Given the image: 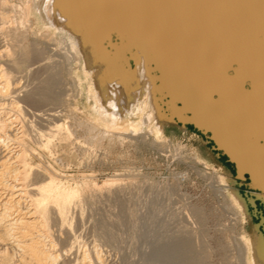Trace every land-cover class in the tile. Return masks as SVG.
<instances>
[{
    "label": "rangeland",
    "instance_id": "1",
    "mask_svg": "<svg viewBox=\"0 0 264 264\" xmlns=\"http://www.w3.org/2000/svg\"><path fill=\"white\" fill-rule=\"evenodd\" d=\"M2 1L0 11L8 17L3 20L0 15L5 31L0 28V66L11 73L13 86L11 95H0V107L12 98L41 91L47 78H54L51 90L57 100H42L36 107L26 98L19 100L24 107V117L21 114L19 119L30 135L24 134L22 142L33 165L54 168L73 185L85 183L80 185V202L69 208V222L62 224L50 212L56 218L50 214L49 238L63 258L58 263L247 264L241 239L257 234L264 246V72L243 34L231 36L230 50L223 55L224 47L213 35L200 0L189 1V6L181 0H164L161 14V2L153 6L152 0H142L149 40L145 52L156 56L162 108L157 120L163 134L146 128L140 118H128L125 130L114 129L100 140L89 136L94 132L90 134L87 126L101 116L99 130L112 128L113 103H106L113 100L115 79L108 88L102 79L113 63L126 61L127 48L138 42L130 28L132 0H68L70 7H83L91 24L79 51L69 49L68 39H59L64 33L55 32L53 19L46 31L38 22L46 19L28 18L21 23L23 0ZM154 33L163 34L161 41H153ZM15 90L18 97H11L17 96ZM54 121L68 124L72 136L53 137L49 152L41 147L44 138L39 130L47 131ZM9 143L12 150L20 147L17 141ZM0 149L5 152L3 146ZM35 172L29 183L40 179ZM11 173L3 177L4 182L21 181ZM4 187L0 186V197L5 200L9 194ZM229 190L240 195L246 216L230 204ZM15 209L11 216L27 210ZM1 233L0 252L6 248L19 262L21 250L12 237L3 238ZM21 264L33 263L22 260Z\"/></svg>",
    "mask_w": 264,
    "mask_h": 264
},
{
    "label": "bare ground",
    "instance_id": "2",
    "mask_svg": "<svg viewBox=\"0 0 264 264\" xmlns=\"http://www.w3.org/2000/svg\"><path fill=\"white\" fill-rule=\"evenodd\" d=\"M67 1L68 0H23L21 11H20L21 13H19L20 15L19 20L21 23H23V21L28 20V18H33V19L36 18L37 21L41 19H46L45 23H43L44 20L38 21L39 23L42 22L40 26H42L44 30L46 31L50 27L48 25L49 19H53L52 21L55 23L54 25L55 27H53L55 28L54 29L55 32L64 33V36L63 35L60 36L59 39L62 38L63 41L64 39L66 40L68 39L67 42H69V45H70L69 49L73 51L74 50L79 51L80 42L91 31L90 30L91 24L87 22L84 9L83 7L80 6V4L70 7ZM181 1L183 5L188 4L189 6V1L191 0H181ZM2 2L6 3L4 0ZM200 2L202 3L203 8L205 9V12L207 14V17L210 20L211 31L214 32L213 35L219 40L220 44L224 47V51H221L222 54L225 55L224 53H226V50L228 51L230 50L229 40L235 32H239L243 34L245 40L250 43L253 49V56L255 57L257 63L260 65L262 72H264V0H200ZM132 3H133L134 14L131 18L130 28H131L133 36L137 37L136 39L138 42L137 43L132 42L133 47L127 48L129 49L130 54H129V57L127 56L128 58L125 56L126 61L122 64L113 63L110 66L109 71L106 73L105 78L102 79L103 81H106L103 83L104 85H107L106 86L107 88H108V84L109 86L111 84L109 83L110 80L115 79V82L113 81L114 85L113 86L111 85L114 91L111 90L113 93L109 91L112 93V96L110 95L111 96L110 98H112L113 100L111 101V99H109L111 102L106 103L110 105L111 103H113L112 105L113 108H110L111 112H113L111 115L113 119V125L111 128L112 130L107 129V128L104 130H99L101 128V125H99L101 123V120H100L101 116L95 117V119L93 120L94 122H91L88 126L86 125L88 132H90V134L94 132V134L92 133L89 136L90 137L95 136L94 138L96 139L100 136V138H98L100 140H102L101 138H104L106 135L111 133V131H113L114 129L120 130V131L122 129L125 130V128H127L128 118H134V119L140 118L146 128L150 127V129L152 131H155V133L158 136H161L163 134L162 127L159 121L157 120V116L161 113L162 108L160 106V101H159V97L157 93V90H158L157 75L154 70L156 56L154 53H152L151 56L149 57L147 56L145 52V48L147 46V43H149V40H148V36L145 31L146 30L145 28L147 26V19L145 17V13L142 7V0H132ZM0 15L3 20H5L8 17L2 11H0ZM0 28L2 32L3 27H0ZM18 30L20 29L18 28ZM6 39H8V37ZM85 43L82 44L84 45L83 46L84 48H85ZM74 55H76L75 52H74ZM108 57L109 59H113V57L110 55ZM13 61H15V59H13ZM19 61L20 60H18V62ZM10 74L11 73L8 71V69L0 66V95L2 96L6 94L11 95V93H9L11 90L9 91V89L11 88V86H13L12 85L13 80H11L12 75ZM101 76L102 75H100V77ZM49 78H47L45 87L43 86L44 88L41 85L42 87L41 91H33V92L31 91L32 93L29 91L30 93L29 92H28L29 94L26 93L27 94L26 97H22L18 99L9 98L10 101L6 104L2 103L3 106L1 105L2 107H0V132H1L0 147L3 146L4 148L3 150L5 151L3 153L2 151H0V186H5L4 188H7L8 190L7 194H9L8 197L5 198V200L4 198L0 197L1 198L0 199V231L2 232L1 234L3 238L4 236L10 237V238L12 237V239L16 242L15 244L21 250V253L19 252L18 258L16 257L17 259L20 260L17 263H15L14 261L15 259L12 260L14 258L13 257L14 255L12 256L11 254H9L6 248L1 250L0 261H2L3 264H9V263L10 264L12 263L21 264L22 260H27L28 262H31L33 264L34 263L36 264H59L60 262L58 263V261H60V259L62 258L61 250L59 249L60 252L59 250H57L56 248L57 244L51 238H49L50 232L48 233V226H49L48 223H49V220L52 218V217L50 218V214L52 213L51 210L54 211V214L56 213V216L58 215L59 220L62 222V224L65 221L69 222L68 221L69 220L68 211L70 210L69 208L71 207V205L78 203L79 198L82 196L81 186H82V183L84 182H81L80 184L81 186L78 185L79 183L77 184L76 182L73 185L67 180H62L61 176L63 174L58 175V173H56L57 171L54 170V168L53 169L49 168V166L45 167L46 165L42 166L40 165V163L33 165L32 162L28 160V157H29L28 156L29 150L27 149L28 147L26 148V145H24L23 143L24 138L23 139L21 138V137H24L27 127H25V123H23L24 120L22 118H21L22 121L19 119L21 114L24 112L23 110L24 107L22 108L23 105L19 103V100L22 99L25 102V98H26V100L29 101L28 103L32 104V107H36V105L39 102L41 103L42 100L47 101L48 99H50L51 102L55 99L57 100L58 95L56 96L55 94L52 93L53 92L52 90L54 88L51 90V85L54 82L53 80L54 78H50V79ZM37 79L39 78L37 77ZM37 79H36V82L38 81ZM33 80H30V81H33ZM30 84L31 83H29L28 85ZM102 89L104 88L102 87ZM104 91H106V89ZM18 92H16V94ZM24 92H26V90ZM18 95L19 94H17V96L12 95L11 97H18ZM24 96H25V93H24ZM106 98H108V96ZM52 107H55V106H52ZM16 122H19L20 124L17 125ZM28 124L29 125L26 124V126H30L31 124L30 127L32 128L33 126L35 127L33 123H28ZM43 130L42 131L39 130V134L44 138V143L41 147L45 146L49 152H51L52 147L50 148L51 146L50 144L52 142L51 139H53V137L55 138L57 137L56 135L60 134L62 139H66V138L71 139L70 137L72 136L71 128L66 123H58V122L56 123V121H54L52 125L49 126V129L47 131H43ZM18 133H20V135H18ZM32 133L34 134L33 131ZM27 134L28 133H26L25 135L27 136ZM63 136H65L66 138ZM36 137L37 136H35V138ZM61 137L59 139H61ZM11 140L14 142L16 141L19 142L20 147L18 149L12 150V148L10 147L11 142L9 143V141ZM10 172H13V174L15 175V178L13 177V179L18 180V181L21 180V181L15 184L7 183V181L4 182L3 177L8 176L6 174H9ZM33 172L37 174L35 176L36 178L40 176L41 177L40 179L39 178L33 179L34 181L29 183V180H31L29 178H31L30 177L31 175L33 176L34 174ZM13 174L11 173V176ZM17 176H20V177H17ZM220 179L224 183L227 182V179L222 175L220 176ZM106 182L110 183L111 179H108V181L106 180ZM228 195L230 199V204L233 207L238 208L241 214H243L242 217L246 216L247 210H246L243 200L240 198V195L233 190H229ZM23 201H25L24 205L22 203ZM11 208L12 209L16 208L15 210H17V212L20 210V209L18 210L17 208H27V210H23L25 211V212H22L23 215H19V213H17L14 216H11L10 214V211L12 210ZM51 215L53 216V219L56 218V216L54 217L53 214ZM35 228L37 229L35 230ZM249 236L246 237L247 239L246 238L241 239V244H242L243 251H244L245 263L264 264V246L261 245L257 234H253ZM86 254L84 253L82 258L80 257L82 261L85 259V257L87 259ZM63 263L65 264V261Z\"/></svg>",
    "mask_w": 264,
    "mask_h": 264
},
{
    "label": "crops",
    "instance_id": "3",
    "mask_svg": "<svg viewBox=\"0 0 264 264\" xmlns=\"http://www.w3.org/2000/svg\"><path fill=\"white\" fill-rule=\"evenodd\" d=\"M158 2H161L159 5H158V10H159V14H161V12H160V10H161V8H162V6L164 5V0H152V4H153V6H154V3L155 4H158ZM163 4V5H162ZM155 10V9H154ZM161 18H164V17H161ZM150 20H161L160 19V17H150ZM163 34H156V33H154L153 35H152V38H153V41L154 42H158V41H161V40H159L158 38L159 37H161ZM156 51V50H155Z\"/></svg>",
    "mask_w": 264,
    "mask_h": 264
}]
</instances>
